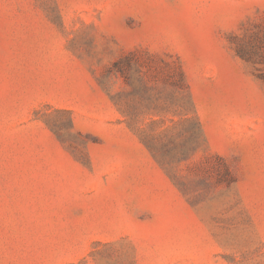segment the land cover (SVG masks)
<instances>
[{
    "label": "rangeland",
    "instance_id": "rangeland-1",
    "mask_svg": "<svg viewBox=\"0 0 264 264\" xmlns=\"http://www.w3.org/2000/svg\"><path fill=\"white\" fill-rule=\"evenodd\" d=\"M0 264H264V0H0Z\"/></svg>",
    "mask_w": 264,
    "mask_h": 264
},
{
    "label": "trees",
    "instance_id": "trees-1",
    "mask_svg": "<svg viewBox=\"0 0 264 264\" xmlns=\"http://www.w3.org/2000/svg\"><path fill=\"white\" fill-rule=\"evenodd\" d=\"M180 75H181V73H180Z\"/></svg>",
    "mask_w": 264,
    "mask_h": 264
}]
</instances>
